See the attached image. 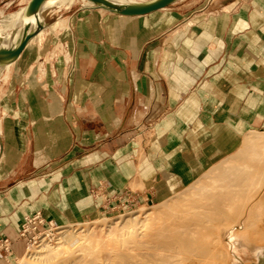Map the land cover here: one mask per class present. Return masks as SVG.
<instances>
[{
    "label": "crops",
    "instance_id": "crops-1",
    "mask_svg": "<svg viewBox=\"0 0 264 264\" xmlns=\"http://www.w3.org/2000/svg\"><path fill=\"white\" fill-rule=\"evenodd\" d=\"M13 1L0 0V19L20 11ZM72 7L68 63L48 65L28 42L0 64V108L21 124L0 151V264L49 228L117 211L123 194L149 203L187 187L264 129V0Z\"/></svg>",
    "mask_w": 264,
    "mask_h": 264
},
{
    "label": "bare ground",
    "instance_id": "bare-ground-1",
    "mask_svg": "<svg viewBox=\"0 0 264 264\" xmlns=\"http://www.w3.org/2000/svg\"><path fill=\"white\" fill-rule=\"evenodd\" d=\"M71 1L32 0L22 8V12H17L12 18L9 16V19L7 17L0 19V35H3L5 27L6 30L8 27V29H16V31H9L7 37L13 35L12 37L18 38V43L7 49L6 46L10 44L4 43L6 40L4 35L0 36V39L4 38L3 42H0V64L5 67L16 58L21 40L26 41V44H28L31 37L40 34L42 21L49 9L54 5H69ZM93 1L101 7L116 10L118 8L140 9L153 7L167 0H148L144 4L129 3L127 0ZM4 22L8 26H4ZM21 25H27L26 32L22 31L24 27H20ZM49 29L51 32L56 29H65V20L53 22L50 24ZM260 134L255 133L246 136L243 151L229 159L231 163H235L234 166L215 169L213 179L209 182L202 181L200 183L199 189L194 194L196 197L170 201L169 205L162 206L163 210L158 212L156 217L152 213L150 217L149 212L143 214L142 219L138 218L140 216L137 215L115 223L117 231H126L125 235L130 239L126 242H120L116 249H110L107 259H101L96 250H99L102 244L111 243L113 240L110 239V236L113 233L106 232L104 233V239H100L95 238V236L91 237L86 229V231L81 230L79 232H77L78 230L74 232L65 230L61 232L60 239H62V242L59 243L60 246L57 245L58 247L55 248L43 243L44 250H42L43 254L39 258L38 264H213L210 262L214 258H212V250L210 251L208 236L214 235L215 232L222 230L224 227L230 229L227 233L222 234V238L215 239L214 236H211L215 240L214 242L212 239L211 242L216 245L213 246V249L215 250L218 242L220 244L218 246L226 249L221 250L223 254L225 252L226 256V252L229 250L226 248L224 241L231 244L230 248H239L241 244L243 245L242 240L239 239L240 232L255 228H252L254 224L252 225V222L249 221L251 219L249 213L252 209L254 211L255 204L260 205L264 202V189L257 192L264 184V134ZM258 186L260 187L258 188ZM252 194L254 196H251ZM252 197H254L253 200H251ZM155 219L157 220L155 221ZM255 229L258 230L257 227ZM88 231L90 232V230ZM255 235L258 237L257 233ZM259 235L261 236V234ZM257 239L261 238L258 237ZM260 241L261 243L264 242L263 237ZM263 244L262 246L257 245L256 248L264 250ZM32 247L29 244L23 258L27 256ZM215 252L217 256L221 254H217V248ZM21 260L23 261V259H20L19 263ZM221 260H224V258L222 257ZM229 260L231 261L229 262ZM217 262L223 263L222 261ZM217 262H214V264H217ZM228 262L225 261V264H238L237 261L232 260L231 256Z\"/></svg>",
    "mask_w": 264,
    "mask_h": 264
},
{
    "label": "rangeland",
    "instance_id": "rangeland-1",
    "mask_svg": "<svg viewBox=\"0 0 264 264\" xmlns=\"http://www.w3.org/2000/svg\"><path fill=\"white\" fill-rule=\"evenodd\" d=\"M31 1L32 0H14L13 4L11 6H9V10L14 11L16 9H19L20 10L19 12H22V10H23L22 8L27 6L28 3ZM76 1H78V0H72L69 5H64V4L61 6L54 5L51 9H49L45 13L44 19L42 21V28H41V31H40V34L38 35V37H31L29 39L30 46H32L34 48L39 47L40 50L43 52V55L45 56L44 61L48 65L50 63H54L55 65H57V63H55L56 60L60 61L61 63H64V62L68 63V61H69V54H68V50H67V45L64 44L63 41L68 39V35H69L68 22H69V19H67L66 17L68 16V12H69L68 10H71V9L74 10V8H73L74 6L72 7V5H79V3H84L85 7L97 6V4L89 2V0H82L83 2H81L80 0L78 2H76ZM127 1L129 3L138 2L140 4H144L145 1H148V0H127ZM104 10H110L111 11V9L105 8V7H104ZM111 12L117 14V12L115 10H113ZM119 15H122V13H119ZM57 20H65V29H63V30L56 29L55 31L51 32V30L49 29V26H50V24H52L53 22H55ZM23 27L24 28L22 31L26 32L27 31V25H25ZM8 33H10V32H8ZM0 36H3V35L1 34ZM12 36L13 35H10L11 39H14V37H12ZM50 46H52V47H50ZM35 67H36L35 74L37 73V75H34V74L30 75V79H31L30 81L33 83H36L35 79H39V78L42 79V77H43L42 76V71H43L42 65L37 63V64H35ZM7 68H8V65H7ZM5 77H6V74H4L3 76L0 74V82H1V80H4ZM3 99H5V96L2 94V92H0V100H3ZM6 115H7L6 109L0 108V151L3 148L5 131H7L8 127L11 126L12 128H15L16 129L14 132L15 134H16V132H18L19 136L21 134V128H20L21 124L17 122L16 117H14V120H13L14 122L12 123L8 120V117ZM255 132H258V134L261 133L263 135L264 129L259 130V131H255ZM250 133L251 132L246 133L239 138V140H242L240 146H238L239 148L234 147L233 150L227 151L225 155H223L217 162H215V164H214L215 166L211 167L208 171L204 172L200 177L195 179V181H193L190 185L182 188L181 190H176V191L169 193L163 199L158 198L157 201L149 202V203L142 201V200L129 199V200L125 201L123 206L121 208H118L117 211L111 212V213L104 215V216H101L97 219V221H94V222L89 221V222L78 223V224H69L66 227L49 228L42 233H38L37 235H35V237L30 242V245L33 246L31 248V251L30 250H29L30 252L28 251L27 256L25 258H22L23 261L21 260L22 262L20 261V263H26L27 262L26 264H38L39 263L38 260H40L39 258H41L42 254H43L42 250H44V248L42 247L43 243L49 245L50 247L56 248V247L60 246L59 243L62 242V239H60L61 232L65 231V230H68V231L70 230L71 232L78 230L77 232H79V231L85 230V229L87 230V233H90L91 237L95 236V238H100V239H104V236H105L104 233H106V232L113 233L112 236H110V239H112L113 241L109 244H106V243L104 245L102 244V246L99 247L100 249L96 250L98 252V254L100 255L101 259H103V260L107 259L108 258V251L110 249H116L118 247V245L120 244V242H126L130 239L129 237L128 238L126 237V235H125L126 231H124V230L117 231L115 223H118L119 221L121 222L123 219H128L130 217H134L137 215L140 216L138 218L142 219L143 214H145V213L148 214L149 212H150V214H149L150 217H151V213L156 217L157 213L162 211L163 207L166 204H168V205L170 204V201H174L176 199H186V198L196 197V195L194 196V194L197 192V189H199L200 183H202V181L209 182L211 179H213V176H214L213 173L215 172V169L220 168V167L225 168V167H233L234 166L235 163H233V162L231 163L229 159H231L232 157L237 155L240 151H243L246 136H250V135L255 134V133H252V134H250ZM228 161H229V163H227ZM259 187L260 186H258V188ZM263 189H264V184H263V186L261 185L260 189H258L257 192H260ZM198 192H199V190H198ZM257 192H255V193L257 194ZM255 193H253V194L256 195ZM253 194L251 196H254ZM253 199H254V197H252L251 200H253ZM253 208H254V211H252L253 210L252 209L251 212L249 213L251 215L250 216L251 219H249V221L252 222V225L254 224L252 226V228L257 227L258 230L255 228L254 229L250 228L248 230L241 231L239 234L240 235L239 239L242 240L243 245L241 244V246L239 248L238 247L235 248L234 246H233L234 248H230L231 244H228L226 241H224L226 248L229 250L226 252V256H225V252L223 254V252L221 250L224 251L226 249L222 246H218L220 244H218V242H217V247H215V250L217 248V252H218L217 254L219 255L221 253L220 254L221 256L216 255V252L213 249L214 248L213 246L215 245L214 237H215V239L222 238L223 237L222 234L224 232L227 233L230 230V229H227L225 227L222 230L217 231L219 233L215 232L214 235L211 234V236H214V237L208 236L210 238V240L207 237L208 241H210L209 242L210 243V251L212 250L211 253L213 255L212 258H214L213 260H210V262H212L214 264V262L216 263L217 261H222L223 263L217 262V264L218 263L219 264H225V261L227 263L228 259L231 256L232 260H234L235 262L237 261L238 264H264V250L262 248H258V247L256 248L257 245L262 246V244L264 243V242L261 243V241H260V240H262V237H263V241H264V202L261 203L260 205L255 204ZM156 220L157 219H155V221ZM255 224H257V225H255ZM261 229H262V232H261ZM88 230H90V232ZM251 230L254 233L255 237L253 236V233L250 232ZM258 232H260V233H258ZM256 233L258 234V237H260L261 239H257L258 237L255 235ZM217 234H219V235H217ZM259 234H261V236ZM216 236H218V237H216ZM247 238H249V239H247ZM250 238H252V239L250 240ZM212 239L214 240L213 243L211 242ZM211 244H212V246H211ZM263 246H264V244H263ZM248 247L249 248L251 247V249H249ZM222 254H223V256H222ZM214 255H216L217 260H216V257H214ZM222 257L224 258V260H221ZM226 257H227V259H226ZM230 261L231 260H229V262ZM18 263H19V261H18Z\"/></svg>",
    "mask_w": 264,
    "mask_h": 264
},
{
    "label": "water",
    "instance_id": "water-1",
    "mask_svg": "<svg viewBox=\"0 0 264 264\" xmlns=\"http://www.w3.org/2000/svg\"><path fill=\"white\" fill-rule=\"evenodd\" d=\"M94 4H97V6L99 7L100 5L97 2H94L93 0H89ZM175 0H167L165 2H160L159 4L153 6V7H147V8H138V9H133V8H118V9H111V11L115 10L118 14L122 13V15H142V14H146L152 11H156L159 9H162L164 7H166L168 4L174 2ZM100 8L104 9V6H100ZM110 11V10H109ZM26 41H21V43L19 44V47L17 49V55L18 53L21 51V49L25 46Z\"/></svg>",
    "mask_w": 264,
    "mask_h": 264
},
{
    "label": "built area",
    "instance_id": "built-area-1",
    "mask_svg": "<svg viewBox=\"0 0 264 264\" xmlns=\"http://www.w3.org/2000/svg\"><path fill=\"white\" fill-rule=\"evenodd\" d=\"M129 199H130V197L128 195L123 194V195L119 196L118 204H124L125 201H127ZM0 248H3V250H6V245L0 246Z\"/></svg>",
    "mask_w": 264,
    "mask_h": 264
}]
</instances>
